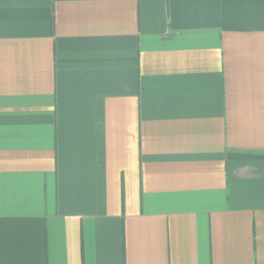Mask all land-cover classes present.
<instances>
[{"label":"crops","instance_id":"obj_1","mask_svg":"<svg viewBox=\"0 0 264 264\" xmlns=\"http://www.w3.org/2000/svg\"><path fill=\"white\" fill-rule=\"evenodd\" d=\"M0 264H264V0H0Z\"/></svg>","mask_w":264,"mask_h":264}]
</instances>
